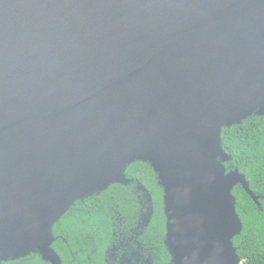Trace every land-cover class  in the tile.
<instances>
[{
    "label": "water",
    "instance_id": "95a60500",
    "mask_svg": "<svg viewBox=\"0 0 264 264\" xmlns=\"http://www.w3.org/2000/svg\"><path fill=\"white\" fill-rule=\"evenodd\" d=\"M264 109V0H0V263L150 163L174 264H242L221 129Z\"/></svg>",
    "mask_w": 264,
    "mask_h": 264
},
{
    "label": "trees",
    "instance_id": "16d2710c",
    "mask_svg": "<svg viewBox=\"0 0 264 264\" xmlns=\"http://www.w3.org/2000/svg\"><path fill=\"white\" fill-rule=\"evenodd\" d=\"M218 160L245 176L232 189L242 229L232 242L242 264H264V109L221 129ZM165 187L154 167L128 164L120 180L77 198L52 226L61 264H174L166 243ZM0 264H51L39 253Z\"/></svg>",
    "mask_w": 264,
    "mask_h": 264
}]
</instances>
